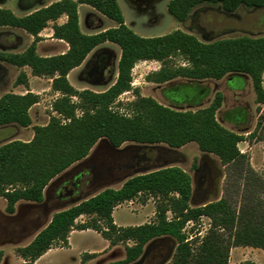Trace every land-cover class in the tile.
<instances>
[{
  "label": "trees",
  "instance_id": "1",
  "mask_svg": "<svg viewBox=\"0 0 264 264\" xmlns=\"http://www.w3.org/2000/svg\"><path fill=\"white\" fill-rule=\"evenodd\" d=\"M81 4L112 21L115 27L93 35L83 34L77 16V6ZM203 5L218 6L224 13L232 14L241 7L262 8L264 0H170L166 11L175 21L184 23ZM61 16L67 20L62 25L53 24V38L64 41L67 52L39 57L35 52L38 34ZM0 28L19 29L34 38L20 54L0 52V63L28 67L32 76L51 79L50 89L60 95L51 104L55 115L45 125L33 127L31 140H15L0 146V198L6 201L7 214L14 213L19 201L41 203L43 190L50 181L84 160L100 140L107 141L112 148L126 142L147 146L164 144L172 149L194 143L200 152L217 157L228 178L237 176L242 182L240 190L238 186L235 188V196L240 198L235 202L224 191L218 200L191 207V179L181 168L168 166L132 176L118 189L106 188L54 214L27 246L15 250L24 264H34L56 243L66 246L71 231L86 230L98 233L110 246L125 245L124 258L110 264H141L149 246L164 238L176 243L169 264H228L231 248L264 251V187L255 179L246 156L238 149L243 136L224 128L216 119L223 102L220 92H215L205 107L175 109L141 97L135 90V100L126 105L129 115L111 108L121 94L131 91V71L141 61L161 64L157 72L146 76V82L156 85L176 79L197 83L218 81L228 75L247 76L256 103L264 104V36L203 43L193 35L176 30L160 37H140L124 24L116 0H60L23 17L0 8ZM103 43L114 44L120 50L114 83L102 92L75 90L68 83L67 74ZM174 58L182 59L185 65H174ZM15 83L26 84L24 73L17 76ZM37 102L38 97L31 93L1 96L0 127H29V110ZM138 196L156 200L154 220L138 226L114 225L111 216L114 208ZM81 216L87 221L76 223ZM202 217L210 220V226L194 246L197 239L190 242L184 229ZM2 255L0 251V261Z\"/></svg>",
  "mask_w": 264,
  "mask_h": 264
},
{
  "label": "rangeland",
  "instance_id": "2",
  "mask_svg": "<svg viewBox=\"0 0 264 264\" xmlns=\"http://www.w3.org/2000/svg\"><path fill=\"white\" fill-rule=\"evenodd\" d=\"M52 1L54 0H0V8L11 10L15 13L19 12V14H26L34 9L42 8V6ZM165 1L142 0L150 9L157 8V11L162 12L163 16L161 22L148 28L147 32L138 33L147 37H157L174 32V30H180L193 35L203 43L242 36L251 38L264 36V7L259 9L241 7L234 13L227 14L218 6L203 5L194 10L186 22L178 23L167 14L165 6H162ZM119 4L125 17L130 22L133 21L136 18L134 17L136 12L129 7L126 0H119ZM140 16L138 19L145 24L148 17ZM110 46L113 52L111 51L110 55L108 74H106L104 81L100 82L102 85H94L98 83V70L89 71L91 64L95 62L93 59V63H89L85 67L83 70L85 73L81 76L79 73L71 75L69 81L72 86L100 91L114 81L115 62L119 48L116 45ZM172 63L174 65H185V62L180 58L172 59ZM160 66L161 64L155 61L136 63L131 71V91L121 94L111 107L112 110L119 114L129 115L130 112L126 105L135 100V93L133 92L135 90L141 97H149L159 104L167 105V91L174 86H177L178 91H180L186 81L176 79L178 83H169L168 85H156L146 82V76L157 72ZM25 70L30 74L29 69L25 68ZM17 71L13 66L0 64V97L12 91L11 87L16 84ZM227 78L228 76L218 81L204 80L198 82L197 85L202 90L201 99L184 103L181 105V109L205 107L211 102L214 93L220 92L223 96V102L221 109L216 113V119L224 128L243 136V141L238 144V149L241 154L246 156L248 166L254 172L255 179H258L264 187V104L256 103L250 79L248 87L239 94H235L229 91L226 82ZM46 84L50 83L33 82V86L41 92L42 97L40 105L32 107L30 110L31 125L27 128L15 125L0 127V146L15 140L22 142L31 140L33 127L45 125L50 116L55 115L51 112V104L54 101L53 92L51 89H47ZM262 87L264 89V75L262 76ZM187 95L185 92H180L175 96V99L183 100ZM189 97L192 98L193 96L189 95ZM73 101L77 102V99L73 98ZM192 105L193 107L186 108ZM237 107L239 109L242 108L244 113V119L239 123L234 122V119L227 116L228 112ZM77 114L79 115L80 113L77 112ZM232 117L236 119L234 115ZM135 156L136 158H150L152 162L142 165L132 164L131 159ZM102 162L104 163V168H110L109 171L102 169L99 177L92 178L91 166H97ZM168 166H177L189 175L192 185V197L189 202L191 207L218 200L223 197L224 191H227L229 198H231L230 200L233 202L240 199L235 196L237 186L240 190L242 184L236 176L237 173H234L236 177L231 176V179L228 178L225 167L220 164L217 157L200 152L194 143H188L181 149H172L164 144L147 146L131 142H126L118 148H112L107 141L100 140L92 147L85 160L71 167L70 171H68L69 175L62 177L58 185H62L65 180L77 173H87L78 191L83 192L90 187L86 194L81 197V199H85L96 195L106 188L118 189L125 180L132 176ZM66 186L71 192L76 191L74 186ZM155 202L156 200L151 197L138 196L134 203H122L115 208L113 219L116 224L124 227L152 222L154 216L151 214L155 212ZM136 204H147V207L142 209ZM2 205V201H0V212L2 211ZM168 217H170V214H168ZM81 220L85 222L87 218ZM5 223L6 221L3 220L0 213V230L7 226ZM209 226L210 220L202 217L195 225L187 224L184 232L190 242L197 239L194 245L197 246L198 241L205 236ZM102 242H104V239L95 233L76 231L70 235V247L56 243L36 261V264H81V262L84 263L89 259L82 253L100 250ZM25 244L20 245L24 246ZM128 244L131 243L128 242ZM8 245L10 246L3 243L0 238V249L3 248L2 253L4 255L2 264H21V262L16 263L13 260V255L17 256L15 252L17 248H14L17 244ZM118 246L117 251L112 256L101 257L95 264H107L108 261L121 260L124 257L125 245L118 244ZM149 247L150 250L141 264H158L160 262L169 264L175 252L176 243L173 239L164 238L155 241ZM145 248L147 250V246ZM243 262L264 264V251L249 247L231 248L228 255V264H240Z\"/></svg>",
  "mask_w": 264,
  "mask_h": 264
},
{
  "label": "crops",
  "instance_id": "3",
  "mask_svg": "<svg viewBox=\"0 0 264 264\" xmlns=\"http://www.w3.org/2000/svg\"><path fill=\"white\" fill-rule=\"evenodd\" d=\"M57 1H60V0H54V1L50 2L49 4L44 5L42 7L48 6L51 3H54ZM116 1L118 3V6H119L120 11L122 13V16L124 19V24L130 30H132L136 35L140 34V35H138L140 37L148 38L147 36H144L138 32H142V31L147 32L149 30L148 28H151L155 24L160 23L162 20L163 14L160 11L158 12L157 8H154V9L151 8L150 9V7L148 5H145V3L142 2V0H126L129 7L134 12H136L135 16H134L136 18H134L133 21L130 22L125 17L123 10L119 4V0H116ZM169 1L170 0H166L165 4H163L162 6H165V8H166V5ZM9 11H11V10H9ZM30 12H28V13H30ZM12 13L16 17H23V16L28 14V13L19 14V12L15 13L14 11ZM140 15L148 17L147 22H145V24L143 22H142L143 23L142 24L140 22L141 20L138 19L141 17ZM77 16H78L79 29L85 35L97 34L99 32H102V31H105L107 29L115 27V24L112 21L105 18L104 16H102L101 14H99L98 12H96L94 9H92L91 7H89L87 5L81 4V5L77 6ZM66 20H67L66 16H61L55 22H49L47 27L45 29H43L38 34L39 41H37L35 43V52L39 57L49 58V57H53V56L62 55V54L67 52L68 45L62 40H58V39L53 38V30H52V26L54 23L57 25H62L66 22ZM174 31H176V30H174ZM157 37H160V36H157ZM24 40H25V42H24ZM33 40H34V38L31 35H28L27 33H25L22 30L12 29V28H0V52L11 53V54H20L31 45ZM110 45H114V44L103 43V44L97 46L96 48H94L86 56V58L84 59V61L82 62V64L80 66L74 68L73 70H71L67 74L68 83L71 85L69 80H70V77L73 73H79V75L81 76L83 73H85V72H83L85 67H87L89 65V63H93L92 62L93 59L96 62V60L99 56H107L108 57L109 62L106 65V68L108 69V66H109L110 60H111V56H110L111 51L113 52V50L110 48L111 47ZM119 57H120V50L118 51L117 59L115 62V68H116V70L114 72L115 79L117 77V62L119 60ZM95 62L93 64H95ZM0 64H5V63H0ZM91 66H92V64H91ZM15 68L18 70L17 71L18 75L20 73H24V75L26 77V84H15L11 87L12 91L7 92V93H12L15 95H25L27 93H31V94L38 97V102L32 107L39 106L42 94L37 88H35L33 86V82L34 83L35 82L36 83H48L49 82L50 84H46V85H47V89H50L51 79L46 78V77L32 76L31 72H30V74H28V72H26V70H25V68L29 69L28 67H22V68L15 67ZM29 71H30V69H29ZM106 74H108L107 70H105V72L104 71L99 72V74H97L98 75V83H96L94 85H96V86L102 85L100 82L104 81ZM115 79H114V81H115ZM114 81L109 86H107L106 88H104L100 91L92 90L90 88H85V87H79V86L74 87L72 85L71 86L77 91H80L83 89H88V90H91L93 92H102V91L106 90L108 87H110L114 83ZM176 81L177 80H173L169 83H175ZM226 82H227V86H228L229 91H231L235 94H239L240 92H242L243 90H245L248 87L249 78L247 76H242V75H228ZM169 83H166L163 85H168ZM176 83H178V82H176ZM151 84H153V83H151ZM197 84H198V82L196 83V82L186 81V83L183 85L184 86L185 85H190V86L196 85V86H198ZM184 86H182V87H184ZM177 88H178L177 86L176 87L174 86L173 88H171L167 91V97H166L167 99L166 100L168 103L165 106L170 107V108H175V109H181L182 108L181 105H183L184 103L193 102V100L192 101L187 100L186 98L183 100L175 99V96L178 95V93H180V91H178L179 89H177ZM198 88H200V87L198 86ZM53 97L55 100L58 97H60V95L57 92H53ZM160 104L164 106V104H162V103H160ZM190 107H193V105L186 107V108H190ZM31 108H30V110H31ZM236 109H239V108L238 107L233 108V110H236ZM30 110H29V113H30ZM233 110H231V111H233ZM240 110H242V108H240ZM181 148H178V149H181ZM82 161H80V162H82ZM80 162H78V163H80ZM78 163L73 164L71 167H73L74 165H76ZM71 167H69L66 171H64L60 175L56 176L44 188V190H43V201L41 203H31V202H26V201H19L14 206V213L9 215L5 212L6 201L3 198H0V201H2V204H3L2 208H1L2 211L0 213H1L3 220L6 221L5 224L7 225V226H5V228L0 230V238L2 239L3 243H5L7 246H10L8 244H17V245H15L16 247H14V248H20V247L27 246L35 238V236L49 224V222L51 221V218L53 217L54 214H56L60 211L66 210V209L70 208L71 206L76 205V204L80 203L81 201L88 199V198L81 199V197L84 194H86V192L90 189V187H88L86 189V191H83V192H78L79 191V189H78L72 193L70 191H68L67 195H63L61 193L60 188L63 184L62 185H58V184L60 183L63 175L68 173V171H70ZM134 201H136V198L134 199ZM134 201L132 200V201L124 202V203H134ZM136 205H138L142 209L147 207V204H145V205L136 204ZM117 207H119V205ZM114 210H115V208H114ZM114 210L112 211V215H111L114 225H116L117 227H124V226H119L114 221V219H113ZM154 213L155 212H153L151 215L154 216ZM85 218H86L85 216L79 217L76 220V223H83V221L81 219H85ZM203 218H205V217H203ZM142 224H144V223H142ZM136 226H138V225H136ZM125 227H129V226H125ZM75 232L76 231L70 232L68 239H67L66 247H70L69 238H70V235L75 233ZM79 232H91V233H95L96 235H99L98 233L91 231V230L79 231ZM25 242H27V243L25 244ZM23 243L25 244L24 246L20 245ZM127 245L130 246L131 244L127 243ZM117 247H119V246L118 245L110 246L108 241L104 240V242H102V246H101L100 250H98V251H87V252L82 253V254L86 255L87 257H89V259L84 263L81 262V264H95V262L101 257L112 256L115 253V251H117L116 250ZM2 249H0L1 252H2ZM145 251H147L146 248H145ZM3 257H4V255H2L0 264H2ZM13 260L16 263L21 262V264H24V261L16 255H13ZM36 261L34 262V264H36ZM113 262H115V261H108L107 264H110Z\"/></svg>",
  "mask_w": 264,
  "mask_h": 264
},
{
  "label": "flooded vegetation",
  "instance_id": "4",
  "mask_svg": "<svg viewBox=\"0 0 264 264\" xmlns=\"http://www.w3.org/2000/svg\"><path fill=\"white\" fill-rule=\"evenodd\" d=\"M108 62H109V60H108L107 56H99L97 58L95 64H92L89 71L94 72V71L98 70L97 73L102 72V71L105 72V70H107L106 65ZM180 92H185L186 94H188L185 98L187 100H191V101L192 100L193 101L200 100L201 95H202V90L200 88H198V86H196V85L195 86L194 85H191V86L185 85L184 87H182L180 89ZM189 95H192L193 97L190 98ZM232 115H234L236 117V119L233 118ZM243 115H244V113L240 109H236V110H233V111L227 113V116L230 117L231 119H234V122H236V123H239L244 119ZM131 161H132V164L142 165V164L151 163L152 159H150V158L144 159L143 157L136 158V156H135L131 159ZM102 169H105V171L106 170L109 171L110 168L109 167L104 168L103 162L98 164L97 166H91L90 170L92 171V178L99 177ZM68 175L69 174L66 173L63 175V177H66ZM86 176H87V173H77L76 175H73L69 179L65 180V182L63 183V185L60 188L61 193L63 195H67L68 191H70L66 185L74 186L76 188V190H78L82 186L83 180Z\"/></svg>",
  "mask_w": 264,
  "mask_h": 264
},
{
  "label": "water",
  "instance_id": "5",
  "mask_svg": "<svg viewBox=\"0 0 264 264\" xmlns=\"http://www.w3.org/2000/svg\"><path fill=\"white\" fill-rule=\"evenodd\" d=\"M71 192V191H70ZM72 193V192H71Z\"/></svg>",
  "mask_w": 264,
  "mask_h": 264
}]
</instances>
